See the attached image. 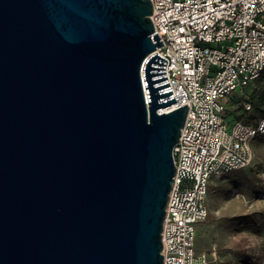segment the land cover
Masks as SVG:
<instances>
[{
    "label": "water",
    "instance_id": "1",
    "mask_svg": "<svg viewBox=\"0 0 264 264\" xmlns=\"http://www.w3.org/2000/svg\"><path fill=\"white\" fill-rule=\"evenodd\" d=\"M152 13L0 0V264H163L188 104L159 111L177 101Z\"/></svg>",
    "mask_w": 264,
    "mask_h": 264
},
{
    "label": "built area",
    "instance_id": "2",
    "mask_svg": "<svg viewBox=\"0 0 264 264\" xmlns=\"http://www.w3.org/2000/svg\"><path fill=\"white\" fill-rule=\"evenodd\" d=\"M150 15L168 62L177 102L188 104L173 148L176 166L163 223V264H209L196 250L199 224L209 215L214 176L249 166L252 141L264 134V117L247 122L229 113L233 97L264 71V0H151ZM243 105L252 111L245 96ZM264 183V171L261 174Z\"/></svg>",
    "mask_w": 264,
    "mask_h": 264
},
{
    "label": "rangeland",
    "instance_id": "3",
    "mask_svg": "<svg viewBox=\"0 0 264 264\" xmlns=\"http://www.w3.org/2000/svg\"><path fill=\"white\" fill-rule=\"evenodd\" d=\"M246 95L253 96L252 111L243 105ZM230 108L244 121L264 116V83L238 92ZM252 144L249 166L210 180L209 215L199 224L196 240V250L208 254L209 264H264V134Z\"/></svg>",
    "mask_w": 264,
    "mask_h": 264
},
{
    "label": "trees",
    "instance_id": "4",
    "mask_svg": "<svg viewBox=\"0 0 264 264\" xmlns=\"http://www.w3.org/2000/svg\"><path fill=\"white\" fill-rule=\"evenodd\" d=\"M257 82H259V83H264V71H263V73L257 78V79H255L254 81H252L248 86H250L251 84H255V83H257ZM247 86V87H248ZM246 87V88H247ZM234 98V97H233ZM250 100H251V102H252V107H253V96L251 97L250 96ZM232 101V100H231ZM253 110H254V108H253ZM229 113L231 114V115H233V116H235V117H237L236 115H235V113H234V111L230 108V110H229ZM262 117H264V116H262ZM237 118H239V117H237ZM261 118V117H260ZM259 119V118H258ZM257 119V120H258ZM247 122H253V121H247ZM262 135V134H261Z\"/></svg>",
    "mask_w": 264,
    "mask_h": 264
},
{
    "label": "bare ground",
    "instance_id": "5",
    "mask_svg": "<svg viewBox=\"0 0 264 264\" xmlns=\"http://www.w3.org/2000/svg\"><path fill=\"white\" fill-rule=\"evenodd\" d=\"M142 75H143V78H144V72H142ZM144 85H145V92H146V95L148 96L147 94V89H146V84H145V78H144ZM149 100V99H148ZM172 105H166V106H163V107H160L159 111L160 112H167V111H170Z\"/></svg>",
    "mask_w": 264,
    "mask_h": 264
}]
</instances>
